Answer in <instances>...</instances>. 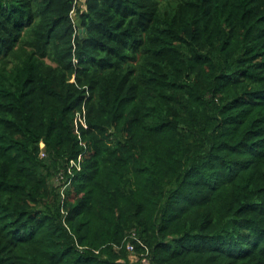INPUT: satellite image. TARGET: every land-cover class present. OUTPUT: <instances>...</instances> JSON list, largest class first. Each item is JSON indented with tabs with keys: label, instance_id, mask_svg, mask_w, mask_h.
<instances>
[{
	"label": "trees",
	"instance_id": "obj_1",
	"mask_svg": "<svg viewBox=\"0 0 264 264\" xmlns=\"http://www.w3.org/2000/svg\"><path fill=\"white\" fill-rule=\"evenodd\" d=\"M73 8L0 0V264H264V0Z\"/></svg>",
	"mask_w": 264,
	"mask_h": 264
},
{
	"label": "built area",
	"instance_id": "obj_2",
	"mask_svg": "<svg viewBox=\"0 0 264 264\" xmlns=\"http://www.w3.org/2000/svg\"><path fill=\"white\" fill-rule=\"evenodd\" d=\"M82 0H74V8L71 11V18L73 20V23H75V16H76V9L79 3H81ZM76 25V24H74ZM82 28H79L75 26V34L77 32H81ZM82 124L84 127H87V123L85 120V111L82 113L78 112L77 117L75 119V126L76 131L78 134H80L79 131V125ZM42 146H44L42 144ZM44 155V152H43ZM82 169V154L78 156V158L70 159L69 164L65 170H61L58 175L55 178L56 185L61 187V193L63 196V199H65V190L68 186L71 185L73 177L76 173V171H80ZM125 241L127 243V247L130 251H134L136 248V243L142 244V241L138 238L137 233L135 231H132L131 233H128L127 237L125 238ZM144 246V252H142L140 259L136 264H151V257L149 256V249Z\"/></svg>",
	"mask_w": 264,
	"mask_h": 264
},
{
	"label": "water",
	"instance_id": "obj_3",
	"mask_svg": "<svg viewBox=\"0 0 264 264\" xmlns=\"http://www.w3.org/2000/svg\"><path fill=\"white\" fill-rule=\"evenodd\" d=\"M85 30L83 29V32H84Z\"/></svg>",
	"mask_w": 264,
	"mask_h": 264
}]
</instances>
